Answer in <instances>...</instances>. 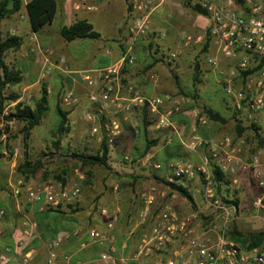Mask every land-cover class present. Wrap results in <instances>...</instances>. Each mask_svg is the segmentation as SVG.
I'll return each instance as SVG.
<instances>
[{
	"label": "built area",
	"instance_id": "built-area-1",
	"mask_svg": "<svg viewBox=\"0 0 264 264\" xmlns=\"http://www.w3.org/2000/svg\"><path fill=\"white\" fill-rule=\"evenodd\" d=\"M26 1L23 0V3ZM165 2L126 0L130 20L123 37L121 56L106 67L80 72L91 106L81 112V118L89 124L92 134L102 132L109 149L120 135L115 119L108 118L112 107L123 112L124 119L129 115L136 121L132 109L145 106L156 128L171 129L178 134L173 117L188 102L185 95L149 96L131 81L123 82L121 79L124 66L134 63V47L138 39L149 31L153 12ZM198 3L207 16L203 36L192 40L191 36L182 34L180 39L184 46L192 41L209 39L212 52H208L205 61L211 66L216 75L215 81L226 96L225 104L236 113L243 125L247 126L248 122L250 125L256 122L254 117L258 114L264 115V0H198ZM75 7L79 8L80 5L75 4ZM85 8L93 11L97 6L86 5ZM50 54L52 51L46 49L41 67L43 76L53 70L70 71L62 58L57 62L50 61ZM176 55L174 51L166 54L168 59H174ZM247 69L248 74L242 77L240 72ZM23 96L17 101L26 102ZM77 100L72 89H67L61 96L64 106L73 105ZM17 101L8 103V107L11 108ZM9 110L4 108L2 116ZM192 115L194 124L208 123L198 108L192 109ZM4 121L10 126L14 120ZM1 136L5 137V132ZM182 143L191 150L204 147L213 157L221 156V171L230 179L229 194H220L214 186L207 154L199 156L198 163L174 159L166 163L168 172L163 179L168 189L150 184L139 191L142 209L138 213L137 228L130 229L120 242L115 233L116 217L113 215L103 229H87L79 248L106 246V251L101 254L103 264H264V241L251 246L248 241L238 242L231 235L243 212L258 217L261 231H264V175L260 170V166L264 165V150L257 152L251 163H247L240 156L244 144L240 137L236 141L229 135L214 139L194 132ZM0 152L7 155L5 146H1ZM17 153L18 150L13 149L12 156L15 157ZM153 167L160 170L163 164L154 163ZM250 168H253L254 185L261 190L249 197L246 205L241 203L243 197L238 191L240 181L237 174ZM76 175L77 179L73 181L47 180L37 187L26 185L19 178L10 184V189L15 198L24 192L27 202L36 203L42 209L49 206L57 208L77 200L84 175L80 172ZM191 179H195L197 185L191 195L192 201L171 187L172 184ZM166 196H169L168 199H165ZM181 197L189 203L188 210H178L172 203L173 199ZM234 198L239 200L238 204L231 201ZM101 213L106 214L107 210L104 208ZM4 216L5 210L0 208V219ZM35 227V223L29 222L14 245L2 247L0 264H92L88 260L75 259L70 253L61 254V243L56 238L46 243L44 259L35 262L32 250L26 246L24 239L33 235ZM78 233V230L74 231L75 235Z\"/></svg>",
	"mask_w": 264,
	"mask_h": 264
},
{
	"label": "rangeland",
	"instance_id": "rangeland-1",
	"mask_svg": "<svg viewBox=\"0 0 264 264\" xmlns=\"http://www.w3.org/2000/svg\"><path fill=\"white\" fill-rule=\"evenodd\" d=\"M119 4L122 8V12H124V6L123 1H119ZM170 10L176 13L177 18L175 19L172 15L169 16V13L171 14L170 10L166 9L165 12L163 11V15H161L162 21L158 22L159 25H156V27L153 25L151 28L153 31H161L163 32V36H159V34L150 33L149 38H155L157 42V46L160 47L159 53L160 56H156L158 60H153L152 64L153 68L151 67H142V65L138 66L139 61H137V53H136V60L135 63L132 66H129L128 73H129V80L132 83H137V80H135L132 76L133 73H136V76H140L143 78H147L148 80V74L152 71L156 73L158 76L157 85L161 87L163 92H156V94H177V95H183L179 92V87L185 92L189 93L193 90L192 85V79H191V72L193 70V64L195 60L198 62L202 61V58L204 57L205 53L201 49V44L199 43H191L187 47H184L181 49V46L179 43V33L181 31H186L189 34L193 35L195 38L198 33L200 32L203 22L205 21V18L199 13L190 10L188 8L183 7L179 2L178 5L175 3L172 5V3H169ZM22 9L23 16L20 18V21H17V25H14L15 27L10 28V26L6 23V20L0 21V30L3 36L9 35H19L23 39V43L21 46L16 50H9L5 53L4 61L15 68H18L22 72L23 79L20 83L12 86H7L3 92L4 96H9V93L11 92H17L20 94V96L24 95L23 98L25 101L29 104H32L34 100H36L40 95L41 86L43 83L46 84V88L49 95V112L46 114V116L42 119L41 123L37 126H35L30 136L27 138V140L24 142L22 139V134L20 133V127L21 123L17 121H13L11 125H8V130L5 132V137L0 136V147L5 146L7 149V145L9 144L12 149H17L18 153L15 157L12 155L9 156L8 152L7 155H3V157L0 158V160H5L8 162L9 158H14L15 163L12 166L13 172L11 175H14L16 172V167L19 162H21L26 156L27 158L37 161V160H44L43 163L47 165V168L49 169L47 178L48 180H54L53 175H61L60 171L61 168L63 170H67L68 165H72V169L77 168L79 172L83 171L84 174H86V168L88 166L80 165V163L72 162L71 158L73 157L71 155L72 152L76 153H89L94 154L97 151L96 146H92L90 148L84 149V148H78L73 147L71 143V137L73 135L68 132L59 138V140L65 143V141L69 138V147L62 148L58 146V148L54 147L53 142L57 140L58 136L55 133L56 124L58 122V116L55 113L54 106L58 100L59 95H63V93L67 90L66 84H65V78H58V84L53 85V82L51 80V75L53 73L45 74L44 76L41 74V67L43 63V55L45 54V49L48 47L55 49L56 47H59L61 44L65 45L66 51H65V64L67 67L74 68H82L87 69L91 68L97 65H100L103 63V61L108 59V56L106 55V49H107V43L116 41L119 43V41H122L124 31H125V24L124 21H119V16L117 19H112V17L109 15V13L105 12H99L96 14L94 20L92 21V24L94 26V29H96L100 34L101 38L99 39H76L70 42L62 41V38H57V41L53 44L43 43L41 40L43 39L41 35L45 34L44 29L40 30L34 34L31 33L30 24L27 19H25V10L24 5ZM159 8L158 10H160ZM112 15L115 17L117 16V11L112 10ZM5 21V22H4ZM9 21V20H7ZM13 22V21H12ZM57 22H54V26L56 27ZM173 25L171 27V31L169 30V26ZM10 28V30H9ZM11 29L13 30V34H11ZM147 39L143 40L145 43H148ZM167 39L169 42H166ZM115 44V43H114ZM179 47V48H178ZM177 48L180 49V51H177ZM148 51L142 50L141 53H144V59L141 60L140 63H143L145 60L151 59V55H155L154 52H152L150 49ZM174 50V52L177 53L176 57L174 59H168L166 54L168 52H171ZM142 59V57H139ZM138 58V59H139ZM203 70H205L202 67ZM52 72V71H51ZM127 72V71H126ZM209 77V74H207ZM62 79V80H61ZM126 79L127 81H129ZM205 79V78H204ZM202 79V82L196 86L198 98L196 99V103H199V105H213V101L216 104V107L218 110L223 112H228L224 108L223 100H226V96L224 95L223 91L214 84H209L208 81ZM164 88V89H163ZM158 91V90H157ZM212 99L210 100L209 97ZM55 94V98L54 95ZM188 98V105H191L194 103V100L191 98V95H185ZM5 108L10 109L8 107V100H5ZM63 108L66 109V107L62 104ZM226 106V105H225ZM193 108V107H191ZM195 108V107H194ZM197 108V107H196ZM190 109L189 107H186L185 110ZM230 115V114H229ZM187 116V114H186ZM189 117V116H188ZM256 122H253L257 125L258 130L257 132L260 134V137L264 138V115L258 114L256 117ZM235 122L236 119L233 117V119L228 118V121L224 124H216V128H214L213 134H211L210 137H220L224 135H229L234 138L236 141L237 138H243L244 144L241 148L240 156L241 158L247 162L251 163L253 157L259 152L260 150H264V145L259 147L258 141L256 140V131L255 129L248 128L246 129L241 136L237 135L236 129H235ZM139 125V124H138ZM154 124H151L150 132L153 135L152 137L155 138V136H161L163 135V142H166L168 138L171 137L172 140H178L177 134L171 130V129H155ZM198 125V123H196ZM176 130L179 131L183 139H188L190 135V117L187 118L186 122L183 123L182 121L175 122ZM200 127H204V129H211L212 123L208 122L206 125ZM249 122H248V125ZM5 127V121L3 119L2 113H0V128L4 129ZM83 131H86L88 126H83ZM161 132L159 133V131ZM86 134L84 135V137ZM137 144L134 145V151L136 153H140L141 149H143V139L141 138V133L138 135ZM208 136V135H207ZM208 136V137H209ZM176 137V138H175ZM73 141V140H72ZM152 146L150 150L153 148ZM188 150L185 146H183L181 143L176 144V147L174 148L173 156L174 158L182 159L184 161H191L194 163L199 162V156H201L204 153V147H201L198 151L199 154L197 155H189V153H186L185 151ZM59 153V154H57ZM127 159L123 162H114L111 160L110 164L112 167V171H108L109 174H113L114 181L121 186L119 187V190L117 191L120 195L119 200H117L115 205H118L120 207V213L123 214L125 221H130L131 219H136V216L138 215L139 211L142 209V203L139 200V191L142 190L145 187H148L150 184H148L149 178L153 177L152 167L150 164L146 163L145 165L138 164V162H134L137 158L133 156L131 151H129L127 154ZM110 155V159H111ZM75 164V165H74ZM144 168L145 170H143ZM92 173L91 175H84L83 180H81L80 184V192L81 188L83 186L87 185L88 183L93 184L95 183L94 188L92 185L88 188V193L91 194H97L98 191L103 189V183L104 179L101 180V175L105 173L108 169L103 166H97L93 165L89 169ZM252 170L253 168H250L247 171H239L237 174V177L240 181V195H242L243 200L241 201L242 204H248L249 197H252L254 195H257L260 192V188H258L256 185H254L253 177H252ZM260 170L264 175V165L260 166ZM10 171V167H9ZM146 173L148 176V179H146L147 176H142L141 173ZM13 183V182H12ZM152 184V183H151ZM153 184H155L153 182ZM191 195H193V191H189ZM80 195V194H79ZM79 197V196H78ZM87 197V196H86ZM85 197V198H86ZM181 207H184V209L189 208L188 202L185 200V198H181ZM98 203V198L95 200V203ZM115 203V201H114ZM2 208V207H1ZM97 208V205H95V209ZM5 210V207H4ZM236 231L240 232L241 235L248 234V233H257L261 231V221L258 217H252L249 215L248 212H243L240 216V219L238 220L237 224L234 225ZM125 227L120 226V231L124 232ZM233 236V235H232ZM237 241V240H236ZM240 242V241H238ZM242 243V242H241Z\"/></svg>",
	"mask_w": 264,
	"mask_h": 264
},
{
	"label": "crops",
	"instance_id": "crops-1",
	"mask_svg": "<svg viewBox=\"0 0 264 264\" xmlns=\"http://www.w3.org/2000/svg\"><path fill=\"white\" fill-rule=\"evenodd\" d=\"M119 1H123L124 12H122V8L119 4ZM192 1L193 2L195 1L198 3V0H192ZM178 2L183 7L190 9L189 7L184 6L183 0H166V2L162 5L160 10H156L153 12L151 16L149 31L147 32L145 36L138 39L134 47V57L136 60V53H137V61H139L138 66L142 65V67H150V68L152 67L153 68V65H155V64H152V62L153 60L154 61L158 60L156 59L158 58L156 56L158 55L160 56V53H159L160 47L157 46V42L155 45H152V47H149L148 43H149V40H151V38H149L148 36L150 33H153V32L155 34H159V36L164 35L163 32L161 33V31H155V30L153 31L151 28L153 27V25L156 27V25H159L158 22L162 21L161 15L164 14L163 11L165 12L166 9L170 10L169 3H172V5L176 3L178 5ZM56 4H57L56 12H55V15L52 21L44 24L40 28V30L44 29V33H45L41 35V37L43 38L41 41L43 43L44 42L47 43V45L52 44V43L54 44L57 41V38L58 37L60 38L59 29L62 26L70 25L71 23L77 20H81V19H85L92 23L96 14L99 13L100 11L109 13L112 19H115V20L119 16L120 17L119 21L123 20L125 24V27H124L125 33L123 36H125L127 32L130 15H129V11L127 8L126 0H110L108 2H103L102 0H56ZM75 4H79L80 7L76 8ZM86 5H96L97 9L93 11L87 10L85 8ZM22 9H23V6L21 7L19 12L14 13L12 16L8 18H5L6 20L5 24L6 25L8 24L10 28L15 27L14 25H17V29H18L19 25L17 24V21L19 22L20 18L23 16ZM24 10H25V19H27L29 22L25 7H24ZM112 10L117 11V16L114 17L112 15V12H113ZM170 12L171 14L169 13L168 17H171L173 15L174 18L176 19L177 18L176 13L173 12L172 10H170ZM199 15L203 16L205 18V21L203 22L200 32L195 37L196 39L199 37L201 38L203 36V32L207 26V16L200 14V13ZM54 22H57L56 27H53ZM172 26L173 25L169 26L170 31H171ZM31 33L34 34L36 32H33L31 29ZM182 34L189 35L192 37V40H195L193 35L189 34L186 31H181L179 33V43H178L180 44L181 49L188 46V45L186 46L183 45L180 39ZM147 37H148V40H147L148 43H145L143 40L147 39ZM99 38H101V34ZM62 41L64 40L62 39ZM122 42H123V39L122 41H119V43L116 41L114 42L115 44L113 43V41L107 43L106 55L108 56V59L103 61V63L100 65L87 68V69L74 67V68H70V71L66 73L60 70H53L52 72H50V73H53L51 75L52 76L51 80L53 82V85L58 84V81L60 78H63V79L65 78L64 80L66 84V89H72L78 98L77 102H75L73 105L65 106L66 110H68L69 133L70 135L71 134L73 135V137L70 138L73 147L87 149L94 145L97 147V150H98L100 142L103 139L102 137L103 135L101 131H99V133L92 134L90 132L89 124L86 123L81 118V112L84 111L85 109H90L91 106L89 105V102L86 97V88L81 79L80 72L84 70H91V69H98V68L106 67L114 63L122 54V48H123ZM166 42H169V40L167 39ZM193 42L201 44V49H202L203 44L205 43V38L202 39L201 41H192L191 43ZM63 44L66 45V43L64 42ZM63 44H61L59 47H56L55 49L51 47L47 48L52 51V54L48 55V58L50 59V61L57 62L58 59L60 58H62L63 60L65 58L67 59V57H65L66 47ZM178 48H177V51L178 50L180 51V49ZM148 49L154 52L155 55H151L152 56L151 59L145 60L143 63H140L141 60L144 59V53L142 54L141 51L144 50L145 52L146 51L149 52ZM208 52L210 54L212 52L209 49V47L207 51L204 52L205 55L202 58V61L199 62V67L201 70V82H202V79L205 78L204 80L208 81L207 82L208 85L214 84L215 86H218L222 90L220 85H218V83L215 81L216 75L211 69V66L207 64L205 61V58ZM139 57H142V59ZM135 60H134V63H135ZM133 64L131 65L127 64L122 69L121 79L123 82L127 81L126 79L129 78L128 68L129 66H132ZM202 67L205 70H203ZM192 72H191V79H192ZM207 74H209V77L207 76ZM135 75L136 73H133L132 77L135 80H137V83H133V85L139 87L144 94L151 96V95H157L156 92H163V90H161L162 88L157 85L158 76L156 75L154 71L148 74V80L147 78L140 77L139 75L135 77ZM165 94L173 95L169 93H165ZM165 94H161V95H165ZM53 95L55 98V94ZM209 99L211 100L212 98L209 97ZM224 101L225 100H223V102ZM188 104L189 103L187 102L186 105L183 107L182 111L174 115L173 120L174 122L182 121L183 123H185L187 118L189 119L190 117L189 137L194 132L202 137H207V138H214V139L217 138L218 139L222 137V136L210 137L211 134L216 132L214 131V128L217 127L216 126L217 123L211 122L212 123L211 129H204V127L202 128L199 126L200 124L198 125L194 124L193 115H192V109L194 107L193 108L190 107V109L185 110L186 107L190 106ZM223 105H224L225 110L228 111L227 113L226 112L222 113L220 110H218L214 101H213V105L209 104L206 106H209L211 109L218 111L222 116L226 118L233 119L234 117L236 119L237 118L236 113H234V111H231L230 108L227 107L225 103ZM108 118L111 120L115 119V121L117 122V125L120 128V135L115 139L113 147L109 149L107 162L110 168H107L108 170L101 175L102 176L101 180L104 179L103 189L98 191L97 194L88 193V195H86V193L89 190L88 188L91 185L93 188L95 186V183L91 185L90 183H88L87 185L83 186V188H81L80 195L75 202L71 204H67V205H60L59 207L57 208L55 207L50 210L42 209L36 203L27 202L24 192H22L18 198H15L13 194L11 193L10 184L12 182H15L19 178H22L26 185L33 186V187L40 186L41 184L46 182L48 180L47 171L49 169L47 168V165L43 163L44 160H41L43 161L42 167L38 168L33 175H27L26 178H23L17 172H15L14 175H11L13 172L12 166L15 163L14 158H11V160L9 158L8 162L5 160H0V208L5 207V216L2 219H0V228H1L0 251L2 250V247L6 244L14 245L18 241V239L22 237L21 230L25 227V225L29 224V222H33L36 224V227L33 230V235L28 238H24V237L23 238L26 240V246L32 250L35 262H38L44 259L46 255V243L49 240L56 238V239H59L61 243V246H60L61 254L70 253L72 257L75 259L88 260L92 264H103V262L101 261V254L106 251V246L89 245L85 248H79L78 245L76 244L77 242H79L80 240L86 237L87 229L91 227L103 229L106 223L112 219L113 215H115L116 217L114 221L115 233L117 234L119 241L121 242L122 240L125 239L130 229L138 227V220H139L138 215L136 216V219L125 221L123 214L120 213L121 212L120 207L118 205H115L117 200H119V197H120L117 191L119 190V187L121 186V184L119 183L118 185L117 183H115L114 181L115 177H113V174L108 173V171L113 170L111 167L110 161L113 160L114 162L122 163L123 158L124 160H126L127 159L126 154L129 151H131L134 157L136 158L138 157L136 160H134V162H138V164H141V165H145L146 163H148L152 167L151 171L153 172V177L148 179V176L150 175H146V173L144 172L141 173L142 175L140 177L147 176L146 179L148 180L146 181H148V184H151V183L153 184L154 182L159 188L168 189L164 185V179H163L166 173L168 172V169L166 168V163L174 159H177V158H174L173 156V154H175L174 148L176 147V144L181 143L184 146L182 141H187L189 138L183 139V137L178 131V134L176 136H177V139H179V141L172 140L170 137L166 140V142L162 143L163 135L155 136V138H153L152 137L153 135L150 132L151 125H149L147 127L148 139L149 140L157 139V143L153 145L154 147L151 150L149 149L147 153L141 156L144 150V147L143 149H141L140 153H136V151H134V145L137 144V140L139 137L138 135L142 133L141 126L137 124V119L136 121L135 120L133 121V118L129 115H127L126 118L124 119L123 112H120L118 109H115L113 107L108 112ZM244 119H247V118L244 116ZM83 126H88L87 133L86 131H83L84 129ZM152 126H154V128L156 129L155 125H152ZM160 132L161 130L159 131V133ZM85 134L86 136L84 137ZM207 135L208 136L210 135V136L208 137ZM68 143H69V138L65 141V143L60 142L59 146L65 149L69 147ZM143 144L145 145V141L143 142ZM200 148H198L197 150H191L188 148V150H186L185 152L189 153V155H193V154L197 155L199 154L198 151ZM72 153L89 155V153H84V152L82 153L72 152ZM110 155H112L111 159L109 158ZM71 160L73 163L78 161L80 165H83L81 161L78 159V157L76 156H73ZM154 163H162L163 168H161L160 170L154 169L153 167ZM71 164L70 166L68 165L67 170H63L61 168V171H60L61 176L64 177L66 181H73L77 179L76 174L79 171L77 168L72 169ZM87 166L90 169V167H92L93 165H87ZM97 166H100V165H97ZM9 167H10V171H9ZM89 169L86 168V171H85L86 174H84L83 171H81L80 173H82L83 175H87L88 177V175H91L92 173ZM142 169L145 170L144 168ZM180 184L186 187L188 191H191V192L193 191V193L197 186L195 179L186 180L184 183H180ZM168 197L169 196H166L165 199H168ZM97 198H98V203L97 202L95 203V200ZM139 200L141 201V199ZM181 201H182L181 199H173L172 203L178 210H187V209H184V207L180 206ZM95 205H97L96 209H95ZM188 206H189V203H188ZM104 208L107 210L106 214L101 213V210ZM121 225L125 227L124 232L120 231ZM75 230L79 231V233L76 235L74 234Z\"/></svg>",
	"mask_w": 264,
	"mask_h": 264
},
{
	"label": "trees",
	"instance_id": "trees-1",
	"mask_svg": "<svg viewBox=\"0 0 264 264\" xmlns=\"http://www.w3.org/2000/svg\"><path fill=\"white\" fill-rule=\"evenodd\" d=\"M183 4L195 12L206 15L205 9H203L201 5L195 1L193 2L192 0H183ZM22 5H25L30 26L33 32H38L44 24L52 21L57 7L56 0H27L25 4L23 3V0H0V21L12 16L14 13L19 12ZM59 35L66 42L76 39H98L100 37V33L94 29L93 24L85 19L77 20L70 25L62 26L59 29ZM22 43L23 39L21 36L9 34L3 36L0 30V113H2L3 109L5 108V100H8V103H10L12 101H17L20 97V94L17 92H11L9 93V96H4L3 90L7 86L16 85L23 79L21 70L8 65L4 61V56L7 51L18 49ZM155 44V38H151V40H149L148 46L152 47V45ZM208 47L209 39L206 38L202 47V51L206 52ZM240 74L242 77H245L248 74V69L240 72ZM200 83L201 70L199 67V62L195 60L192 72L193 90L192 92L185 93L178 85L179 92L183 95H191L194 103H192L190 107H197L200 110V113L204 115L209 122L220 124L226 123L228 118L222 116L218 111L211 109L209 106L203 104L199 105V103H196V99L198 98L196 86ZM49 109V94L46 84L43 83L39 97L34 100L32 104L22 101L15 102V104L10 108L9 112L3 115V119L6 121L14 120L21 123L19 131L22 134L23 141L25 142L30 136L32 129L41 123L42 119L49 112ZM54 109L56 115L58 116V122L55 128V133L58 138L53 142V146L58 148L61 142L59 138L69 132L68 110L64 109L62 106L61 95L58 96V100L54 106ZM132 115L136 117L137 124L141 126V136L145 141L144 150L141 154V156H143L145 153H147L151 146L157 143V139L149 140L147 135V127L151 124H154V120L150 117L145 106L133 108ZM249 127L255 129L256 140L258 141L259 147L263 146L264 138L260 137V134L257 132V125L250 123V126H246L242 124L240 119L236 118L235 129L237 135L241 136V134ZM7 130L8 125L5 123L4 129L0 128V136ZM7 152L9 156H11L13 153V149L9 144L7 145ZM204 153L207 154L209 158V166L213 176L214 186L220 194L223 193L224 195H228L231 188L230 179L221 171V156L218 155L213 157L210 153H208L206 148H204ZM108 154L109 147L107 145L106 139L103 138L96 153L89 155L72 153V156L78 157L81 163L85 166L100 165L110 168L107 162ZM1 157H3V154L0 152V158ZM42 165V161L37 160L33 162L26 156L21 162L18 163L16 172L23 178H26L27 175H33L38 168L42 167ZM54 178L56 180H61L62 182L66 181L61 175H54ZM171 187L192 201V197L186 187L181 184H172ZM224 200H226L225 197ZM231 201L235 204L239 203L237 198H234ZM52 208L53 207L49 206L45 208V210H50ZM231 235H233V239L242 243L248 241L251 246L264 241V231L241 235L240 232L234 229ZM79 242L76 244L79 245Z\"/></svg>",
	"mask_w": 264,
	"mask_h": 264
}]
</instances>
